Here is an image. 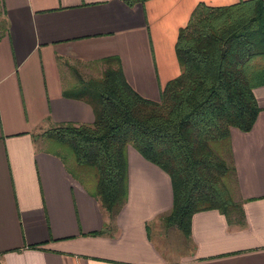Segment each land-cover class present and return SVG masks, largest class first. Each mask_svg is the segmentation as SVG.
<instances>
[{"label":"crops","instance_id":"1","mask_svg":"<svg viewBox=\"0 0 264 264\" xmlns=\"http://www.w3.org/2000/svg\"><path fill=\"white\" fill-rule=\"evenodd\" d=\"M200 1L238 0H0V264H264V84L253 88L252 127L231 126L222 145L242 208L230 219L195 211L188 237L162 219L169 174L132 144L126 200L105 227L95 171L91 186L48 143L64 146L42 136L58 123L93 122L92 106L65 91L107 67L120 64L133 89L158 99L180 73L178 30ZM71 156L79 172L91 167Z\"/></svg>","mask_w":264,"mask_h":264},{"label":"trees","instance_id":"2","mask_svg":"<svg viewBox=\"0 0 264 264\" xmlns=\"http://www.w3.org/2000/svg\"><path fill=\"white\" fill-rule=\"evenodd\" d=\"M175 52L180 73L158 99L133 89L120 64L107 67L65 91L92 106L93 122H63L42 132L70 149L77 163L93 167L95 194L109 214L105 227L114 225L126 200L128 144L169 174L172 206L162 219L186 237L195 211L218 208L230 219L242 208L225 182L231 167L212 142L228 138L231 126L250 129L259 111L253 88L264 84V0L198 2L178 30ZM98 233L105 229L91 234Z\"/></svg>","mask_w":264,"mask_h":264},{"label":"rangeland","instance_id":"3","mask_svg":"<svg viewBox=\"0 0 264 264\" xmlns=\"http://www.w3.org/2000/svg\"><path fill=\"white\" fill-rule=\"evenodd\" d=\"M81 79H87L88 76H86L85 74H81ZM224 144L223 140H217L212 142V147L215 149V151L221 156L223 154V152L225 151L222 147V145ZM48 147L54 150H58L61 151L63 156L65 157V160L67 161L69 167L73 170L76 171L79 175H81V177L87 182L89 183L91 186H93V181H92V170L94 172L93 167H85V166H80L81 169L79 172V168L76 167V165L74 164V160L72 159V152L70 151V149L64 147V148H60L59 146L57 147L53 142H49L48 143ZM73 167V168H72ZM230 172L227 175L225 182L228 185V187H231V189H233L232 191H234V185H233V179L230 178ZM96 185V183H95ZM159 223V231H161V225L163 224L161 220H158ZM152 233L154 234V231L152 230ZM175 240H177L176 237H174ZM173 238V240H174ZM155 239L157 240V242L162 243L161 241H163L162 237L158 236V234L155 236Z\"/></svg>","mask_w":264,"mask_h":264}]
</instances>
